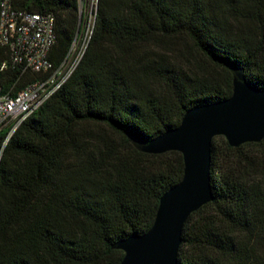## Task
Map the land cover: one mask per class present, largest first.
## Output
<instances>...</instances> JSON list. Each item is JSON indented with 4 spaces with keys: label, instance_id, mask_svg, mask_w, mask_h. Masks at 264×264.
<instances>
[{
    "label": "trees",
    "instance_id": "1",
    "mask_svg": "<svg viewBox=\"0 0 264 264\" xmlns=\"http://www.w3.org/2000/svg\"><path fill=\"white\" fill-rule=\"evenodd\" d=\"M12 6L54 15L49 59L59 63L77 1ZM231 69L264 91V0H98L73 75L6 143L0 132V264H120L113 246L150 230L184 170L180 153L143 154L129 137L153 140L188 110L230 98ZM41 77L11 73L5 85ZM210 187L213 200L184 225L178 264H264V139L232 148L214 138Z\"/></svg>",
    "mask_w": 264,
    "mask_h": 264
},
{
    "label": "water",
    "instance_id": "2",
    "mask_svg": "<svg viewBox=\"0 0 264 264\" xmlns=\"http://www.w3.org/2000/svg\"><path fill=\"white\" fill-rule=\"evenodd\" d=\"M230 98L188 110L178 127L148 141L129 137L140 153H180L181 181L159 201L150 230L116 243L120 264H178L182 231L191 214L213 200L210 187L212 140L223 137L232 148L264 139V91L251 87L241 70L231 69Z\"/></svg>",
    "mask_w": 264,
    "mask_h": 264
},
{
    "label": "built area",
    "instance_id": "3",
    "mask_svg": "<svg viewBox=\"0 0 264 264\" xmlns=\"http://www.w3.org/2000/svg\"><path fill=\"white\" fill-rule=\"evenodd\" d=\"M78 24L66 54L54 64L55 17L15 10L12 0H0V132L5 143L20 124L36 113L70 79L93 35L98 0H76ZM38 73L42 77L21 89L5 85L7 76Z\"/></svg>",
    "mask_w": 264,
    "mask_h": 264
},
{
    "label": "rangeland",
    "instance_id": "4",
    "mask_svg": "<svg viewBox=\"0 0 264 264\" xmlns=\"http://www.w3.org/2000/svg\"><path fill=\"white\" fill-rule=\"evenodd\" d=\"M187 45L189 46V44H187ZM189 47H190V46H189ZM183 52L186 53V50H183ZM182 55H185V54H182ZM189 57H190V58H189L190 61H193V62L197 63L198 65L204 67V68L207 67V65H206V63L204 62V60L202 59V57H201L199 54H197L195 51H192V50H191V56H189ZM207 68H208V67H207Z\"/></svg>",
    "mask_w": 264,
    "mask_h": 264
}]
</instances>
